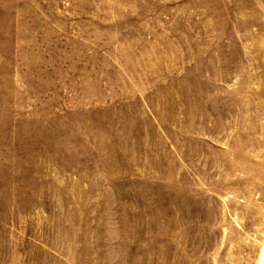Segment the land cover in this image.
<instances>
[{"label":"rangeland","instance_id":"obj_1","mask_svg":"<svg viewBox=\"0 0 264 264\" xmlns=\"http://www.w3.org/2000/svg\"><path fill=\"white\" fill-rule=\"evenodd\" d=\"M0 264H264V0H0Z\"/></svg>","mask_w":264,"mask_h":264}]
</instances>
